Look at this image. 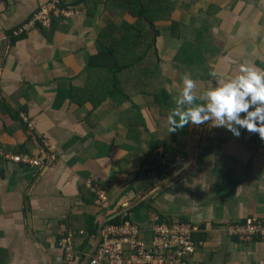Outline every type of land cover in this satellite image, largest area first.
Wrapping results in <instances>:
<instances>
[{
	"label": "crops",
	"instance_id": "1",
	"mask_svg": "<svg viewBox=\"0 0 264 264\" xmlns=\"http://www.w3.org/2000/svg\"><path fill=\"white\" fill-rule=\"evenodd\" d=\"M48 1L0 0V153H45L50 163L35 169L0 156V264H66L58 243L68 229L86 232L65 246L75 251L71 264H85L98 241L90 223L121 212L147 245L161 220L196 223L193 264H264V241L241 242L226 228L264 216V141L209 122L170 131L164 113L175 107L182 77L199 97L241 64L264 68V0H170L180 26L177 38L169 23L157 26L162 108L140 92L94 105L104 95L96 86L103 72L89 73L88 62L103 51L101 31L116 18L130 23L107 0H63L70 14L58 11L51 28L13 37ZM95 183L105 203L88 189Z\"/></svg>",
	"mask_w": 264,
	"mask_h": 264
},
{
	"label": "trees",
	"instance_id": "2",
	"mask_svg": "<svg viewBox=\"0 0 264 264\" xmlns=\"http://www.w3.org/2000/svg\"><path fill=\"white\" fill-rule=\"evenodd\" d=\"M104 4L115 5L114 11L123 16L128 14L130 23L124 20L122 26H118L110 21L101 31L100 44L103 51L91 57L88 62L89 73L96 70L103 72L96 80V86L102 84L100 88L104 95L96 99L94 105H98L107 96L119 103L130 100L132 94L140 92L155 96L161 108L166 106L168 95L159 82L160 56L156 42L160 34L157 22L169 23L172 30L177 26L170 0H112V3L107 0ZM1 103L5 111L18 118V113H14L5 101L1 100ZM166 111L164 109V113L169 114V110ZM152 151L153 147L149 153L152 154ZM115 222H120V218H116ZM97 229V225L91 222L89 236L96 234Z\"/></svg>",
	"mask_w": 264,
	"mask_h": 264
},
{
	"label": "built area",
	"instance_id": "3",
	"mask_svg": "<svg viewBox=\"0 0 264 264\" xmlns=\"http://www.w3.org/2000/svg\"><path fill=\"white\" fill-rule=\"evenodd\" d=\"M62 1L50 0L40 6L22 28H50L54 14L62 11L60 9ZM67 14L69 13L66 12ZM22 120L27 126L32 127L26 116ZM45 148L49 152L53 149L48 143H45ZM0 156L35 166L47 161L45 153L34 158L22 154L8 156L0 153ZM88 188L96 196L98 202H106V193L99 184H89ZM102 225L103 228L98 234L99 244L88 264H193L192 256L198 248L194 235L200 231V227L192 222L154 224L152 229L154 237L150 245L139 240L140 229L137 225L131 223L113 225L105 221L100 224ZM226 228L230 237L241 242L264 241V216L248 217L243 221L229 224ZM72 255V251L66 248L68 262L71 261Z\"/></svg>",
	"mask_w": 264,
	"mask_h": 264
},
{
	"label": "clouds",
	"instance_id": "4",
	"mask_svg": "<svg viewBox=\"0 0 264 264\" xmlns=\"http://www.w3.org/2000/svg\"><path fill=\"white\" fill-rule=\"evenodd\" d=\"M62 14L66 16V11ZM194 88L190 77H182L181 90L174 98L175 107L167 116L170 131L209 122L234 137H240L244 130L257 134L264 141V68L241 64L237 75L201 92L199 97L193 94ZM201 231L200 228L198 233Z\"/></svg>",
	"mask_w": 264,
	"mask_h": 264
},
{
	"label": "rangeland",
	"instance_id": "5",
	"mask_svg": "<svg viewBox=\"0 0 264 264\" xmlns=\"http://www.w3.org/2000/svg\"><path fill=\"white\" fill-rule=\"evenodd\" d=\"M65 1V0H64ZM49 2V1H48ZM63 5V4H62ZM40 8V7H39ZM38 8V9H39ZM69 14H70V12H68ZM68 15V14H67ZM31 18V17H30ZM29 19H27L26 21H28ZM25 21V22H26ZM113 21L116 23V25H118V26H120V24L119 23H117L118 22V18H116V19H113ZM24 22V23H25ZM23 23V24H24ZM109 23V22H108ZM23 24L22 25H20V26H18V27H16L15 29H13V34L15 35V37H21V36H23L25 33H27V32H29L30 30H32L33 29V27L32 28H28V29H25V28H22L23 27ZM159 24H161V22H157V26L159 25ZM107 26V25H106ZM105 26V27H106ZM171 26V25H170ZM178 26H180V24L178 25ZM177 26V27H178ZM104 27V28H105ZM177 27L176 28H174V30H172L171 29V33H172V35L173 36H175L176 38H177V34H178V29H177ZM40 28H42V27H40ZM22 29V30H21ZM44 29H49V28H44ZM160 65V64H159ZM167 112V111H166ZM23 117H25V115L24 114H21V113H19V118L22 120L23 119ZM23 123H24V121H23ZM25 124V123H24ZM26 125V129H29L28 131H30V130H32V127H29V126H27V124H25ZM43 143V142H42ZM41 143V144H42ZM44 147H45V143H44ZM2 161H7V162H13V163H16V164H19V165H25L26 166V163H24V162H15V161H13V160H11L10 158H7V157H5V158H3V160ZM48 164H50L48 161H45V163L44 164H42V165H39V166H35V165H27V166H29V167H33V168H35V169H42V168H44V167H46ZM128 216H129V214H128V212H121L119 215H117V216H115V217H112L111 216V214H110V216H108L107 217V220L105 221V223H108V224H113V225H123V224H126V223H131L132 225H136L135 223H133L132 221H130L129 219H128ZM120 218V222H115L116 221V218ZM191 222V221H190ZM162 223H167L166 221H159L158 222V224H162ZM178 223H188V221H183V220H178ZM100 224L101 223H98L97 224V227H98V229H97V231H96V234L98 235L100 232H101V229L103 228V225L102 226H100ZM194 225H196V226H198L196 223H194ZM199 227V226H198ZM69 231H65L66 232V234H64L62 237H60V239H59V243H58V245L63 249V251H64V262L66 263V264H71L72 263V260L74 259V257H75V251H72V253H73V257H72V259H71V261H67V259H66V247L65 246H67V243L68 242H73V240H75V238L78 236V235H82L83 233H86L85 231H82V230H74V229H68ZM140 230H139V237H140ZM195 239V238H194ZM68 240V241H67ZM141 241V240H140ZM142 242H145V241H142ZM98 244H99V240L97 241V243H96V246H95V248H94V250L87 256V258H86V262H85V264H88V262H89V259H90V257L92 256V254L94 253V251H95V249L97 248V246H98ZM197 244H198V247L201 245V243L200 242H197ZM127 246H129L128 244H126ZM125 245V246H126Z\"/></svg>",
	"mask_w": 264,
	"mask_h": 264
}]
</instances>
